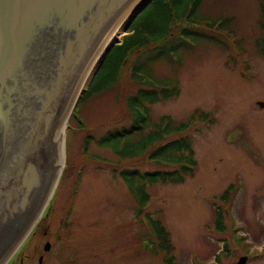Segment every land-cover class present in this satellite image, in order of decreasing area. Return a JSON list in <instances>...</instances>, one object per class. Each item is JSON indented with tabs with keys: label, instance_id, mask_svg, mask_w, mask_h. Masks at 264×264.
<instances>
[{
	"label": "rangeland",
	"instance_id": "1",
	"mask_svg": "<svg viewBox=\"0 0 264 264\" xmlns=\"http://www.w3.org/2000/svg\"><path fill=\"white\" fill-rule=\"evenodd\" d=\"M200 13L229 19L228 32L203 26V34L214 42L188 40L187 48L148 65L141 74L179 88L178 96L149 106L153 123L165 115L182 122L197 109L214 118L165 140H191L198 164L194 175L181 184H147L149 200L138 213L119 173L150 172L156 166L147 153L121 158L109 143L98 144L107 131L131 123L126 99L139 87L130 76L134 57L122 68L114 93L95 94V84L78 105L110 50L132 33L133 20L80 92L72 113L78 105L84 125L71 113L65 124L63 169L53 194L6 264H38L39 256L41 264H164L162 253L151 248L146 214L169 232L175 264H237L242 256L245 264H264V55L259 51L264 0H203ZM230 186L227 202L214 204ZM219 205L221 231L214 228ZM46 242L48 251L43 250Z\"/></svg>",
	"mask_w": 264,
	"mask_h": 264
},
{
	"label": "water",
	"instance_id": "2",
	"mask_svg": "<svg viewBox=\"0 0 264 264\" xmlns=\"http://www.w3.org/2000/svg\"><path fill=\"white\" fill-rule=\"evenodd\" d=\"M151 2L0 0V264L53 194L60 171L53 132L64 117L67 123L82 75L121 20L134 12L129 26Z\"/></svg>",
	"mask_w": 264,
	"mask_h": 264
},
{
	"label": "trees",
	"instance_id": "3",
	"mask_svg": "<svg viewBox=\"0 0 264 264\" xmlns=\"http://www.w3.org/2000/svg\"><path fill=\"white\" fill-rule=\"evenodd\" d=\"M202 4L203 0H154L136 17L132 25V33L124 37L121 44L115 45L107 54L101 68L78 102L79 105L91 95L95 84H97L95 94L105 91L114 93L112 88L117 85L116 81L122 68L129 63L131 57H134L130 61V76L139 87L126 99L131 123L107 131L98 144L109 143L115 154L121 158H135L147 153V160L156 166V169L150 172L124 170L119 173L134 196L138 213L143 212L149 200V194L146 192L147 184L157 181L181 184L185 178L192 177L198 167L188 137L180 136L169 141L165 140L173 135L183 134L196 122L206 124L214 122L210 113L197 109L188 120L182 122H174L165 115L153 123L149 106L178 96L179 88L177 84L167 87L160 81L145 80L141 75L148 65L166 61L176 51L187 48L188 40L213 41L203 34V26L215 27L218 32H228L227 23L230 20L203 17L200 13ZM260 25L264 35V13H261ZM259 42V51L264 55V36L259 38ZM76 108L71 116L83 127L84 122ZM88 139L89 137H86L83 141L84 152L87 151ZM231 189L232 186L226 189L216 198L214 204L219 202L220 205H224ZM220 205L214 219V228L217 231L223 229V211ZM145 219L152 230L153 239H147L152 250L162 253L164 264H175L169 232L159 220L152 219L149 214L145 215ZM215 259H219V254Z\"/></svg>",
	"mask_w": 264,
	"mask_h": 264
},
{
	"label": "bare ground",
	"instance_id": "4",
	"mask_svg": "<svg viewBox=\"0 0 264 264\" xmlns=\"http://www.w3.org/2000/svg\"><path fill=\"white\" fill-rule=\"evenodd\" d=\"M132 12H130L125 18L121 20L119 25H117L115 31L109 35V37L105 40L103 46L98 50L96 56L94 57L91 64L86 69L85 73L82 75L81 80L79 81L71 99L68 105V111L72 108L73 104L75 103L77 97L79 96L80 92L88 85L91 77L93 76L95 70L99 66L101 60L103 59V56L105 52L108 50V48L115 43L117 40L121 38V36L124 33V29L128 26L130 15ZM68 113V112H67ZM65 118V117H64ZM60 122V124L55 128L53 132V140L57 144V152H58V165H59V173L57 176V179L53 186L57 183V180L59 178V175L63 169V138L65 133V120ZM54 188V187H53Z\"/></svg>",
	"mask_w": 264,
	"mask_h": 264
},
{
	"label": "flooded vegetation",
	"instance_id": "5",
	"mask_svg": "<svg viewBox=\"0 0 264 264\" xmlns=\"http://www.w3.org/2000/svg\"><path fill=\"white\" fill-rule=\"evenodd\" d=\"M42 257V256H39V258ZM43 258V257H42Z\"/></svg>",
	"mask_w": 264,
	"mask_h": 264
}]
</instances>
